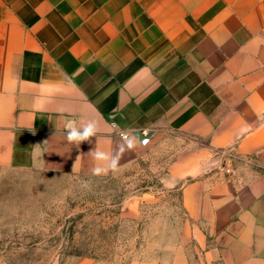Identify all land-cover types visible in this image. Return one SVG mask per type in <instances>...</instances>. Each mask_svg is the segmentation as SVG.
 Segmentation results:
<instances>
[{"label": "crops", "instance_id": "1", "mask_svg": "<svg viewBox=\"0 0 264 264\" xmlns=\"http://www.w3.org/2000/svg\"><path fill=\"white\" fill-rule=\"evenodd\" d=\"M68 120L96 135L76 147ZM169 146L188 234L130 264H264V0H0L1 169L108 176Z\"/></svg>", "mask_w": 264, "mask_h": 264}, {"label": "rangeland", "instance_id": "2", "mask_svg": "<svg viewBox=\"0 0 264 264\" xmlns=\"http://www.w3.org/2000/svg\"><path fill=\"white\" fill-rule=\"evenodd\" d=\"M170 146L108 176L0 168V264H69L77 256L130 264L158 240L187 237L178 185L161 180ZM221 155L213 165L231 172L232 159ZM142 191L151 195L138 211H125L128 196Z\"/></svg>", "mask_w": 264, "mask_h": 264}, {"label": "clouds", "instance_id": "3", "mask_svg": "<svg viewBox=\"0 0 264 264\" xmlns=\"http://www.w3.org/2000/svg\"><path fill=\"white\" fill-rule=\"evenodd\" d=\"M66 136L69 143L79 147V145L84 141H89L90 138L96 135L97 128L94 122H88L83 125V127H77V122L75 120H68L65 123ZM134 145L131 141L128 142V147L131 148ZM94 159L97 161L109 162L106 167L97 166L94 168V174L99 175L105 173L108 170V167L113 170L116 169L118 163V157H111L109 154L96 150L94 152Z\"/></svg>", "mask_w": 264, "mask_h": 264}, {"label": "built area", "instance_id": "4", "mask_svg": "<svg viewBox=\"0 0 264 264\" xmlns=\"http://www.w3.org/2000/svg\"><path fill=\"white\" fill-rule=\"evenodd\" d=\"M111 124H112V126H115L114 122H112ZM139 133H140L139 144L141 146H147L150 143L149 131L147 129H141L139 131ZM118 135L122 138H127L128 132L121 130V131H118ZM226 170H228V169L226 168Z\"/></svg>", "mask_w": 264, "mask_h": 264}]
</instances>
